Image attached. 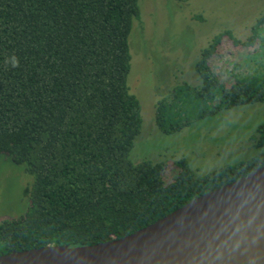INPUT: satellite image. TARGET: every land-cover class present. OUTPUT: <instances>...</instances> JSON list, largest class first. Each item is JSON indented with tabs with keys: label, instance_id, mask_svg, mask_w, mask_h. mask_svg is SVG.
<instances>
[{
	"label": "trees",
	"instance_id": "1",
	"mask_svg": "<svg viewBox=\"0 0 264 264\" xmlns=\"http://www.w3.org/2000/svg\"><path fill=\"white\" fill-rule=\"evenodd\" d=\"M137 0H0V155L32 176L25 212L0 220V255L127 236L264 165V150L201 178L184 158L133 163L140 104L129 92L128 36ZM226 37L264 55V10L244 42L215 36L195 63L200 84L174 86L154 123L173 134L222 110L264 102V69L225 81L213 57ZM15 55L19 67L5 66ZM255 55L246 56L253 61ZM264 149V122L251 136Z\"/></svg>",
	"mask_w": 264,
	"mask_h": 264
},
{
	"label": "rangeland",
	"instance_id": "2",
	"mask_svg": "<svg viewBox=\"0 0 264 264\" xmlns=\"http://www.w3.org/2000/svg\"><path fill=\"white\" fill-rule=\"evenodd\" d=\"M139 18L134 19L128 46L129 92L140 104L141 129L129 153L130 160L154 163L167 161L163 177L171 181L172 162L184 158L197 178L226 165L245 162L264 149L251 141L256 127L264 122V102L236 106L195 121L173 134H163L154 123L156 102L171 88L186 83L200 84L195 63L201 51L218 34L230 31L244 42L262 15L264 0H137ZM212 65L220 78L264 69V55L257 46H233L226 37ZM255 55L253 61L246 56ZM32 176L22 166L0 155V220L16 218L27 208L24 189L31 188Z\"/></svg>",
	"mask_w": 264,
	"mask_h": 264
},
{
	"label": "water",
	"instance_id": "3",
	"mask_svg": "<svg viewBox=\"0 0 264 264\" xmlns=\"http://www.w3.org/2000/svg\"><path fill=\"white\" fill-rule=\"evenodd\" d=\"M0 264H264V165L122 238L12 251Z\"/></svg>",
	"mask_w": 264,
	"mask_h": 264
},
{
	"label": "clouds",
	"instance_id": "4",
	"mask_svg": "<svg viewBox=\"0 0 264 264\" xmlns=\"http://www.w3.org/2000/svg\"><path fill=\"white\" fill-rule=\"evenodd\" d=\"M5 66H11L12 68H17L19 67V58L16 57L15 55L8 57L4 61Z\"/></svg>",
	"mask_w": 264,
	"mask_h": 264
}]
</instances>
